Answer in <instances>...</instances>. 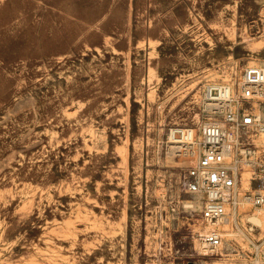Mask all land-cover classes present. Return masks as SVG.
Returning a JSON list of instances; mask_svg holds the SVG:
<instances>
[{
  "label": "rangeland",
  "instance_id": "rangeland-1",
  "mask_svg": "<svg viewBox=\"0 0 264 264\" xmlns=\"http://www.w3.org/2000/svg\"><path fill=\"white\" fill-rule=\"evenodd\" d=\"M249 66L264 0H0V264H264V206L202 252L194 163L166 148Z\"/></svg>",
  "mask_w": 264,
  "mask_h": 264
},
{
  "label": "built area",
  "instance_id": "built-area-1",
  "mask_svg": "<svg viewBox=\"0 0 264 264\" xmlns=\"http://www.w3.org/2000/svg\"><path fill=\"white\" fill-rule=\"evenodd\" d=\"M232 87L205 85L202 111L209 117L200 134L176 126L166 137L169 153L194 158L183 188L203 201L201 218L209 231L201 238V248L211 256L222 245L221 226L232 207L264 206V67H246L237 91Z\"/></svg>",
  "mask_w": 264,
  "mask_h": 264
},
{
  "label": "bare ground",
  "instance_id": "bare-ground-1",
  "mask_svg": "<svg viewBox=\"0 0 264 264\" xmlns=\"http://www.w3.org/2000/svg\"><path fill=\"white\" fill-rule=\"evenodd\" d=\"M229 84V83H228ZM230 85V84H229ZM231 86V85H230ZM232 87V86H231ZM233 88V87H232ZM233 92V91H232ZM215 109L213 108V109H210V111H214ZM188 160H189V162L191 161H194V158L193 157H191V159L190 158H188ZM197 198H199V197H197ZM200 199V198H199ZM197 204H198V202H197ZM188 205V207H190V208H194L195 206L194 205H192L191 203H189V204H187ZM240 208V207H239ZM238 207H232V209H231V211H230V214L232 213L233 215H230L229 217H228V219L226 220V222L224 223V225L225 224H228L229 226L231 225V223H232V221L234 222L235 220H236V216H237V212H238V209H239ZM247 220H248V222L249 223H251L252 224V226H256V227H259V228H262V226L264 225V220H262V218H261V213H258V214H256V215H253V216H249L248 218H247ZM229 226H227V227H229ZM225 232H226V236L228 237V236H230V234L228 233V231H226L225 230ZM231 236H233V234L231 233ZM201 247V246H200ZM199 247V248H200ZM201 250H202V248H201Z\"/></svg>",
  "mask_w": 264,
  "mask_h": 264
}]
</instances>
